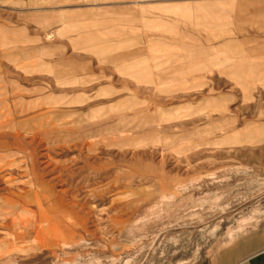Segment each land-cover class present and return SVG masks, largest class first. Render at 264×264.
<instances>
[{
    "label": "rangeland",
    "instance_id": "374dc122",
    "mask_svg": "<svg viewBox=\"0 0 264 264\" xmlns=\"http://www.w3.org/2000/svg\"><path fill=\"white\" fill-rule=\"evenodd\" d=\"M263 35L264 0H0V264L264 250Z\"/></svg>",
    "mask_w": 264,
    "mask_h": 264
},
{
    "label": "crops",
    "instance_id": "0c3cea01",
    "mask_svg": "<svg viewBox=\"0 0 264 264\" xmlns=\"http://www.w3.org/2000/svg\"><path fill=\"white\" fill-rule=\"evenodd\" d=\"M136 1H141V0H135V2ZM154 19L158 20L156 17ZM50 34H51L50 32L45 33V37L49 38ZM82 34L88 36V38L91 39L93 42H102L101 39H95V37L93 35H91V34H87L85 32H83ZM231 44H232V42H229V41H222L220 43V45L224 46V47H229ZM257 44H258V46H262V44L264 45V35H263L262 39L260 41H258ZM112 46H115V44L112 43ZM230 58L229 57H225V59H223L221 62L222 63H225V62L229 63L230 62ZM134 62L136 63L137 61H134ZM169 64H170L169 62H165V64H163V65L160 64V65L164 66V65H169ZM158 70H159L160 75L161 74L165 75L166 73H168V70L165 69V68H159ZM198 71H200L199 67L191 69L189 71V73H192V72L197 73ZM222 76H225V80H230V77H231V67H230V65L228 66V69H227V66H224V70H223V75ZM214 94H215V92H214ZM232 254H234V250H227L225 252L220 253L219 256L216 257L215 260H212V261H209V262L207 261L208 263H203V264H264V250L256 252V253H253L250 256H247L245 258H241V259H238V260H233L231 258Z\"/></svg>",
    "mask_w": 264,
    "mask_h": 264
}]
</instances>
